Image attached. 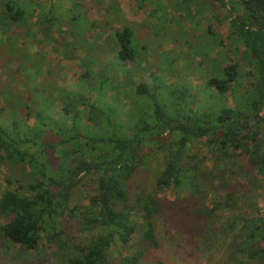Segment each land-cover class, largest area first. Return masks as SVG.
<instances>
[{"label":"trees","instance_id":"1","mask_svg":"<svg viewBox=\"0 0 264 264\" xmlns=\"http://www.w3.org/2000/svg\"><path fill=\"white\" fill-rule=\"evenodd\" d=\"M135 1L152 6L147 21L157 39L150 43L122 24L118 0L108 1L101 28L73 2L68 29L54 0H1L0 29L21 79L8 72L0 80V254L30 264L35 250L50 264H139L158 245L156 221L174 208L193 212L201 238L222 240L230 259L264 264V218L237 210L254 192L255 173L264 177V0ZM204 9L228 21L226 40L210 29L202 42L189 34L186 21L198 29ZM34 26L61 62L84 66L76 90L58 83L60 61L48 63L13 41L16 27L32 38ZM172 31L177 45L193 39L189 55L163 48ZM190 52L200 56L197 66ZM196 72L209 79L193 93L188 80ZM158 153L164 162L153 189L140 188L133 199L131 180ZM167 189L186 192L187 205L159 195ZM78 191L91 192L87 204L71 205ZM135 236V253L113 259V248Z\"/></svg>","mask_w":264,"mask_h":264},{"label":"rangeland","instance_id":"2","mask_svg":"<svg viewBox=\"0 0 264 264\" xmlns=\"http://www.w3.org/2000/svg\"><path fill=\"white\" fill-rule=\"evenodd\" d=\"M30 1H35L38 4H45L49 5V0H22L24 4H29ZM80 2L82 4V12H84L86 20L88 22H93L96 26L101 28L103 22L107 21L106 10L105 6H107L109 0H54V4L56 5V16L62 21V26L64 29H68L71 25L70 22V7L72 6L73 2ZM1 2V0H0ZM103 2V3H102ZM203 3H208L205 1ZM119 7L122 13V24L132 25L137 32L139 41L144 43H150L151 40L157 39L156 35L153 32V26L148 23V11L152 8L150 4H146L144 8H140L135 0H118ZM1 8H0V16H1ZM33 11V13L38 14L39 12ZM172 12V11H171ZM219 16V10H216V13ZM213 14L208 10L204 9L203 15L201 16V23L195 29L194 26L186 21V29H188L189 34H195L194 40H206V31L210 29V33L216 35L217 40L224 39L229 33V23L228 21H224L219 23L218 19L212 18ZM221 15H224V11L220 12ZM85 20V21H86ZM33 21H36L34 18ZM122 24H117L114 26L120 27ZM32 38L27 36L25 29L23 28H15V38L13 41L17 43L18 47H30L32 49V55L39 53L40 56H44L45 60L48 63H57L60 61V54L53 52V47L51 44L46 42H42L46 37L45 35L39 31L37 26L32 27ZM100 28H93L92 32L100 31ZM109 32L108 30H105ZM176 36L179 37L180 33L176 29L174 30ZM174 31L171 32L172 37L168 41L164 43L163 48L166 50L174 49L175 52L181 51L184 49L183 52L189 55V43L193 41V39L188 36L187 44H180L177 45V42H174ZM7 33V32H6ZM9 34L7 33V36ZM53 39L58 37V34H52ZM7 37L5 33L0 29V80L6 81L8 79L7 75L8 72H13L14 68L16 67V63L10 62V59L13 58L12 54L9 52L10 48L6 44ZM158 41V40H157ZM5 43V44H3ZM3 44V45H2ZM163 48H157L159 50H163ZM219 49V48H218ZM188 51V52H187ZM219 50H213L212 55L215 56ZM192 55L191 61L192 63L197 66V63L200 62V56L195 55L194 53L190 52ZM15 56V55H14ZM158 54H156L155 63H159L158 61ZM190 57V56H189ZM59 59V60H58ZM233 61V60H232ZM61 62V61H60ZM59 62V64H60ZM9 66V69H7ZM56 77L58 83L68 87L70 90H76L79 84L80 75L84 72V66L81 65L78 60L72 59H65L61 62L60 67L59 65L55 68ZM158 75L157 73H155ZM16 79H21L20 75L18 76L14 73ZM24 76V75H21ZM23 79V78H22ZM47 80L48 77H45ZM209 76H204L199 72H196L189 76L188 82L191 84L192 92L198 93L202 90L200 88L207 80ZM43 78H39L36 81H42ZM24 81V80H22ZM25 82V81H24ZM15 86L22 87L17 81L14 80ZM1 97V96H0ZM228 98L230 99L227 101L228 104L233 105L231 101V94L228 93ZM29 123H33V119L29 120ZM154 158H149L146 162V166L144 169H141L140 172L131 180L130 182V189H131V197L133 199L136 198V194L139 192L140 188L146 189H153L155 185V180L160 170L162 169V165L164 162V156L162 153H158L154 155ZM240 163L243 165H247L245 163L246 158L243 156H237L236 158ZM211 164V162H209ZM23 170H28L27 168H23ZM5 175L6 170H3L0 173V188L5 186ZM257 175V178H253L248 184L254 190L253 194H247L244 200L247 201V206L245 207V203H239L237 206V210L239 207L242 209L244 208L246 213L250 214H257L260 217L264 218V177ZM240 182L242 183V187L240 188V196L244 195L242 192L247 193L244 189V182L240 178ZM90 190V189H89ZM90 191L84 192H76L74 198L71 201V205L75 204H87L88 198L90 195ZM160 196L165 197L170 201H175L181 197L182 202L184 205H187L189 201L186 198L187 193L182 191H177L174 189H167L164 192L159 193ZM256 196V197H254ZM221 199L225 198V195H220ZM255 198L256 205L252 207L251 203ZM212 200V196L209 195L206 197V203L210 204ZM77 228H71V232H73ZM156 229H157V240L158 245L156 247H148L144 251V256L140 259L139 264H243L238 260H232L226 255L224 251V243L223 241H219V238H215V240H204L202 237L203 224L201 220H199L193 212L188 210L182 211L180 209L173 210H166L165 216H161L156 221ZM76 233V231L74 232ZM136 236L130 242L127 247L116 246L112 250V258H117L120 254L123 255H131L135 253L137 250L136 244ZM50 249V248H49ZM38 250L33 251L32 255L34 258V262L32 264H50L49 256L46 255L44 258H40L38 255ZM0 264H30L20 260H16L15 258L8 256V255H1L0 254Z\"/></svg>","mask_w":264,"mask_h":264}]
</instances>
